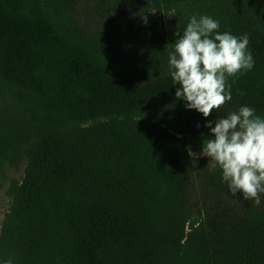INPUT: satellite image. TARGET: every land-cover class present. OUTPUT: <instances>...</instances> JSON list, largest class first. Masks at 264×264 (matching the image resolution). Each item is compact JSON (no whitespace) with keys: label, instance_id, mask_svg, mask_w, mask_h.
Masks as SVG:
<instances>
[{"label":"trees","instance_id":"16d2710c","mask_svg":"<svg viewBox=\"0 0 264 264\" xmlns=\"http://www.w3.org/2000/svg\"><path fill=\"white\" fill-rule=\"evenodd\" d=\"M194 14L254 60L207 118L168 68ZM240 106L264 117V0H0V166L25 163L0 264H264V194L232 195L199 155Z\"/></svg>","mask_w":264,"mask_h":264},{"label":"clouds","instance_id":"9594fccd","mask_svg":"<svg viewBox=\"0 0 264 264\" xmlns=\"http://www.w3.org/2000/svg\"><path fill=\"white\" fill-rule=\"evenodd\" d=\"M145 18V23H146ZM219 21L207 15H192L168 53L169 74L177 100L185 108L209 117L232 100L229 78H239L254 67L247 35L219 31ZM207 121L209 135L203 139L202 157L222 171L229 192L243 193V199L259 206L264 194V117L248 106H240L226 117ZM199 127V125H197ZM190 157L196 158L190 148ZM3 264H12L8 259Z\"/></svg>","mask_w":264,"mask_h":264},{"label":"rangeland","instance_id":"374dc122","mask_svg":"<svg viewBox=\"0 0 264 264\" xmlns=\"http://www.w3.org/2000/svg\"><path fill=\"white\" fill-rule=\"evenodd\" d=\"M146 21L145 23V20H143L141 24L145 29L152 27L162 28L166 26V20L156 13H151L146 18ZM24 167V162L17 163L13 166H0V228L5 215L9 211L11 203V199L7 193L9 184L11 180L21 181L24 174Z\"/></svg>","mask_w":264,"mask_h":264}]
</instances>
